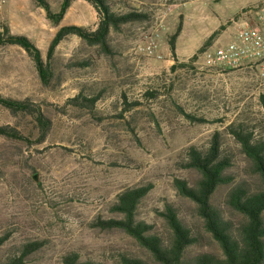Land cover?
Listing matches in <instances>:
<instances>
[{
  "label": "rangeland",
  "instance_id": "374dc122",
  "mask_svg": "<svg viewBox=\"0 0 264 264\" xmlns=\"http://www.w3.org/2000/svg\"><path fill=\"white\" fill-rule=\"evenodd\" d=\"M46 1L52 12H58L61 0ZM262 2L110 0L115 13L139 11L147 20L110 33L111 57L98 54L75 36L68 37L55 50L51 61L54 77L47 86L40 82L23 50L0 48V95L13 101L28 100L50 122L40 142L33 118L12 115L0 107V126L16 128L28 141L0 137V237L10 236L0 248V263L34 241L42 246L24 264H61L69 252L100 264H117L119 253L151 262L123 232L92 226L97 218H119L108 210L117 194L146 184L152 189L138 206V220L166 235L156 211L168 203L202 235L201 243L189 253L218 254L194 205L177 195L173 182L184 180L190 186L195 182L197 174L180 166L184 150L207 146L214 132L221 133L223 150L233 157L227 173L236 181L251 180L247 162L225 127L238 121L253 127L255 135L264 136V83L248 71L206 69L198 58L170 73L173 60L168 41L181 22L175 55L178 63H187L214 32L218 34L205 49L229 42L232 22L242 11L253 10ZM97 21L89 4L73 0L59 27L93 30ZM0 22L12 34L30 39L45 61L58 27L46 20L34 0H0ZM84 61L90 65L77 66ZM150 89L158 91L157 98H144ZM77 95H98L93 110L67 103ZM122 96L138 101L139 106L123 113ZM173 101L204 122L186 120ZM226 191H217L214 204L225 217L236 219L224 207Z\"/></svg>",
  "mask_w": 264,
  "mask_h": 264
},
{
  "label": "trees",
  "instance_id": "16d2710c",
  "mask_svg": "<svg viewBox=\"0 0 264 264\" xmlns=\"http://www.w3.org/2000/svg\"><path fill=\"white\" fill-rule=\"evenodd\" d=\"M44 11L45 18L53 26L58 27L51 38L43 60L35 44L23 35L12 34L9 28L0 22V48L15 46L23 50L33 62L40 82L47 86L54 77L51 61L58 45L70 36H75L88 47L97 50L104 57H111L113 51L109 44L111 32H118L120 28L130 23H140L147 20V15L139 11L115 13L110 0H84L97 13L98 21L93 30L76 25L59 27L73 0H61L58 12L51 11L46 0H34ZM181 31V22L168 41L169 52L173 64L170 73L184 69L186 64L194 63L197 55L201 54L208 42L218 34L214 32L211 39L205 42L196 55L190 57L187 63H178L175 55V42ZM89 61L78 63L77 66L88 67ZM162 75H166L163 73ZM161 78L159 76L156 79ZM156 89L147 90L144 98L155 99ZM98 95L83 97L77 95L67 101L69 105L82 107L92 111ZM177 111L189 122L203 123L204 120L185 111L173 101ZM138 101H127L122 96V112L126 113L139 106ZM0 107L12 115L29 116L36 122L40 132V142L48 133L50 122L39 109L28 101H13L0 95ZM225 132L238 145L240 153L248 165V176L251 180L235 178L227 172L233 164V157L223 150L222 136L214 132L205 147L190 146L184 150L181 168L192 170L197 179L190 186L184 180L173 182L178 196L188 200L195 207V212L201 222L202 229L213 241L218 254L200 252L191 255L189 251L198 246L202 235L186 224L178 211L166 203L156 215L166 226V235L155 231L152 224L137 219V209L141 201L151 191L150 184L126 188L117 194L109 212L119 216L113 219L97 218L93 221V228L103 231L119 230L132 238L150 258L151 262L143 260L129 253H119L115 256L117 264H264V136L255 135V129L245 123L234 121L225 127ZM0 137L7 140L28 142L14 127L0 126ZM221 188H227L224 194V207L231 211L236 219L225 217L221 209L213 201V197ZM9 233L0 237V248L9 239ZM42 244L36 241L20 247L18 252L0 264H24L26 258L39 250ZM61 264H100L92 260H82L79 254L69 252L61 259Z\"/></svg>",
  "mask_w": 264,
  "mask_h": 264
},
{
  "label": "built area",
  "instance_id": "2783aa9c",
  "mask_svg": "<svg viewBox=\"0 0 264 264\" xmlns=\"http://www.w3.org/2000/svg\"><path fill=\"white\" fill-rule=\"evenodd\" d=\"M229 36L223 46L205 49L198 56L200 64L218 72L248 71L264 83V2L242 11Z\"/></svg>",
  "mask_w": 264,
  "mask_h": 264
},
{
  "label": "water",
  "instance_id": "95a60500",
  "mask_svg": "<svg viewBox=\"0 0 264 264\" xmlns=\"http://www.w3.org/2000/svg\"><path fill=\"white\" fill-rule=\"evenodd\" d=\"M34 179V178H33Z\"/></svg>",
  "mask_w": 264,
  "mask_h": 264
}]
</instances>
